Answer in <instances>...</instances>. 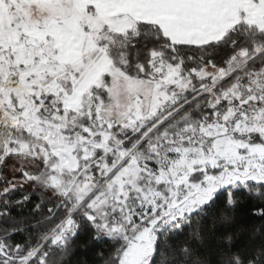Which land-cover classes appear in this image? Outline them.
I'll return each instance as SVG.
<instances>
[{"label": "snow or ice", "instance_id": "obj_1", "mask_svg": "<svg viewBox=\"0 0 264 264\" xmlns=\"http://www.w3.org/2000/svg\"><path fill=\"white\" fill-rule=\"evenodd\" d=\"M0 264H264V0H0Z\"/></svg>", "mask_w": 264, "mask_h": 264}]
</instances>
